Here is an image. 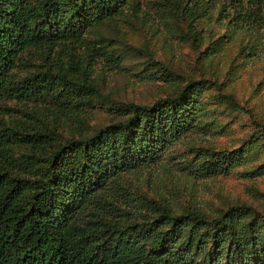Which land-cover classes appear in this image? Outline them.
Returning a JSON list of instances; mask_svg holds the SVG:
<instances>
[{
  "label": "trees",
  "instance_id": "obj_1",
  "mask_svg": "<svg viewBox=\"0 0 264 264\" xmlns=\"http://www.w3.org/2000/svg\"><path fill=\"white\" fill-rule=\"evenodd\" d=\"M129 1L0 0V116L12 109L2 101L48 100L58 121L78 109L96 91L85 66L109 45L95 42L82 66L86 33ZM232 1L236 21L261 26L264 0ZM207 84L217 86L189 80L151 104L118 102L116 119L63 142L51 129L31 132L0 117V264H264V210L243 202L208 218L158 203L138 220L111 192L121 173L156 164L191 130ZM19 144L34 150L14 156ZM242 153L207 152L198 173L226 174Z\"/></svg>",
  "mask_w": 264,
  "mask_h": 264
},
{
  "label": "rangeland",
  "instance_id": "obj_2",
  "mask_svg": "<svg viewBox=\"0 0 264 264\" xmlns=\"http://www.w3.org/2000/svg\"><path fill=\"white\" fill-rule=\"evenodd\" d=\"M234 7L232 0H130L115 18L86 33L90 45L80 48L82 66L100 39L109 40V45L85 66L96 91L86 95L78 109L58 121L48 100L2 101L12 109L0 117L31 132L51 129L63 142L116 119L118 102L151 104L175 94L189 80L214 81L218 88L207 84L197 96L191 130L156 164L121 173L111 192L121 206L133 208L131 218L138 220L155 212L158 203L174 213L198 210L208 218L243 202L262 211L264 9L258 27L236 21ZM192 32L197 45L192 44ZM61 57L65 69L80 79V72L71 69L75 64L71 57L67 53ZM22 150L34 148L19 144L14 156ZM231 150L243 153L228 173H198L207 152Z\"/></svg>",
  "mask_w": 264,
  "mask_h": 264
}]
</instances>
